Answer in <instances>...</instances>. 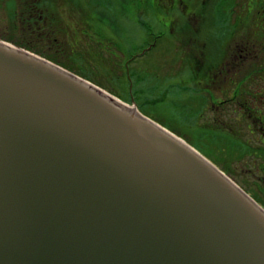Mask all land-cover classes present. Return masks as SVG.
Here are the masks:
<instances>
[{
  "label": "water",
  "instance_id": "obj_1",
  "mask_svg": "<svg viewBox=\"0 0 264 264\" xmlns=\"http://www.w3.org/2000/svg\"><path fill=\"white\" fill-rule=\"evenodd\" d=\"M0 264H264V208L135 104L0 38Z\"/></svg>",
  "mask_w": 264,
  "mask_h": 264
},
{
  "label": "flooded vegetation",
  "instance_id": "obj_2",
  "mask_svg": "<svg viewBox=\"0 0 264 264\" xmlns=\"http://www.w3.org/2000/svg\"><path fill=\"white\" fill-rule=\"evenodd\" d=\"M8 1L12 7V17L7 23L8 27H13L10 35L43 55L67 51L69 41L73 36L78 38L80 33L93 36L97 28L115 29L117 26V19L112 16L114 3H111L112 8L106 7L110 1L107 5L101 0ZM141 1L119 2L118 5L123 10L133 8L144 13L146 4ZM243 5L251 9L264 3ZM196 12L197 8L189 15L193 17L186 20L190 33L177 30L170 33L174 92L184 95L188 104L198 110L199 120L201 116L205 120L196 133L189 127L188 133L192 139L203 142L204 152L199 151L202 155L264 208V27L244 28L243 20L238 19L234 34H198L195 33L200 30L198 22L202 21L194 17ZM138 20L150 26L149 33L153 28L160 30V34L165 33L163 26L170 30L173 23L165 19L162 22V18L154 22L146 18ZM263 20L247 19L249 22ZM202 30L205 31L204 27ZM219 30L225 32L227 28ZM98 34L103 36L101 32ZM139 41L130 39L125 45V50L132 49L126 58L128 77L133 67L136 78V81L119 82L127 88L134 85L142 88L145 84L139 79L142 66L133 61V55L141 52L138 50L141 47L137 49L141 45Z\"/></svg>",
  "mask_w": 264,
  "mask_h": 264
},
{
  "label": "rangeland",
  "instance_id": "obj_3",
  "mask_svg": "<svg viewBox=\"0 0 264 264\" xmlns=\"http://www.w3.org/2000/svg\"><path fill=\"white\" fill-rule=\"evenodd\" d=\"M101 1L103 4L110 1L109 4L107 3L108 5L106 4V7L110 8L113 7L111 3H114L112 16L117 19L115 29L110 26L97 28L92 33L93 36L80 33L78 38L73 36V39L69 41L67 51L60 52V54H44L45 57L92 81L125 102L131 104L130 101L133 99L134 104L142 113L187 140V128L189 127L192 133H196L203 127L202 124L205 120L202 116L199 120L198 110L188 104L184 95L176 90L174 92L170 33L175 30L179 33H190V30H187L186 20L193 17L189 15L197 8L194 17L202 22H198L200 30H196L195 33L220 35L217 33L220 27L215 24V20H211L208 16L210 8L215 7L216 0H153V4H150L151 0H143L141 2L146 4L143 6L145 14L138 13L133 8L123 10V7L118 5L119 2L135 0ZM220 1L229 2L227 6L234 7L233 12L237 14L241 11L240 8L244 6L243 4H251L255 0ZM7 3L8 5H6ZM11 8L8 0H0V36H7L13 32L12 27L7 25L11 18ZM234 13L229 20L230 23L234 21ZM140 18L152 19V22L162 18V22L165 19L171 20L173 23L170 30L163 26L165 33L160 34V30L153 28L149 33L147 29L150 26L143 24L142 20H138ZM93 25L96 23L94 22ZM202 27L205 31L202 30ZM99 32L103 33V36H100ZM166 33L169 35L167 36ZM156 35L161 36L157 37ZM130 39L141 40L139 41L141 45L137 47V49L141 47L138 49L141 52L133 55L135 56L133 61L142 66L139 73V79L145 83L142 88H138L137 85L127 88L125 84H119L124 80L133 79L136 81L133 67L130 69V77L127 73L129 68H127L128 60L126 58L132 49L125 50V45ZM115 85L117 86L115 87ZM146 99L150 101H146ZM201 143L203 144L202 141Z\"/></svg>",
  "mask_w": 264,
  "mask_h": 264
},
{
  "label": "trees",
  "instance_id": "obj_4",
  "mask_svg": "<svg viewBox=\"0 0 264 264\" xmlns=\"http://www.w3.org/2000/svg\"><path fill=\"white\" fill-rule=\"evenodd\" d=\"M228 3H224L223 1L216 0L215 7H212V9L210 8V10H209L210 13H209L208 16L211 18V20H215V24L217 26H219L220 28H224V27L227 28V31H225V32H223L222 30H218V32H217L218 34H223V33L234 34V33H236L235 28L239 24V22L237 21L238 19L243 20L241 23H242V26L244 28L264 27V20L263 21H257V22H249V21H247V19H259V18L264 19V13L260 14L261 12H264V5L263 6H258L257 5V6H254L253 8H251V9L250 8H246V7L243 6L242 8H240L241 11H239V12H237V14H235L233 12L234 11V7L227 6ZM253 3H256V4L257 3H264V0H255V1H253ZM245 11H246V13H245ZM258 11L260 13H257ZM13 13H14V11H13ZM232 13L235 14L234 15V17H235L234 19H236V21H233L232 23H230L229 20L232 18V16H231ZM244 33H245V31H244ZM254 33H262V32L261 31H258V32L254 31ZM0 37L3 38V39H6L8 41H11L12 43H14L16 45H19V46L25 47L27 49H30L32 51H35L37 53H40L39 51H36V49H34L28 43L22 42V41H19V40H14L10 34L7 35V36H5V35L2 36L1 35ZM41 55H43V54H41ZM148 100L149 99H146V101H148ZM146 103H148V102H146ZM148 104H150V103H148ZM187 132H188V128H187ZM186 139H187V141H189L190 143H192L193 145L198 147L199 150L204 152L203 144L201 143V141L199 139H192L190 137L189 133H188Z\"/></svg>",
  "mask_w": 264,
  "mask_h": 264
}]
</instances>
